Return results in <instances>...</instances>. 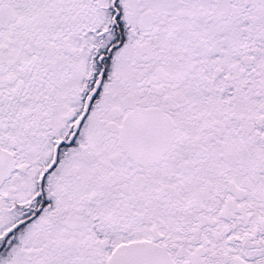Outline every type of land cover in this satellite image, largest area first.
<instances>
[{"label":"snow or ice","instance_id":"6c2138e0","mask_svg":"<svg viewBox=\"0 0 264 264\" xmlns=\"http://www.w3.org/2000/svg\"><path fill=\"white\" fill-rule=\"evenodd\" d=\"M0 264H264V0H0Z\"/></svg>","mask_w":264,"mask_h":264}]
</instances>
